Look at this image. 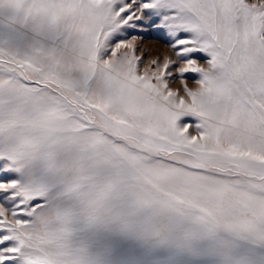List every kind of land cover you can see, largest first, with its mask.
I'll use <instances>...</instances> for the list:
<instances>
[{
  "label": "snow or ice",
  "instance_id": "snow-or-ice-1",
  "mask_svg": "<svg viewBox=\"0 0 264 264\" xmlns=\"http://www.w3.org/2000/svg\"><path fill=\"white\" fill-rule=\"evenodd\" d=\"M0 264H264V0H0Z\"/></svg>",
  "mask_w": 264,
  "mask_h": 264
},
{
  "label": "rangeland",
  "instance_id": "rangeland-1",
  "mask_svg": "<svg viewBox=\"0 0 264 264\" xmlns=\"http://www.w3.org/2000/svg\"><path fill=\"white\" fill-rule=\"evenodd\" d=\"M137 35H141L143 37L142 40L139 41V47L137 54L140 55L143 53L144 61L142 63V67L147 63L148 60L155 57H162L165 54H171L169 49H167L163 42L158 39L155 33L149 31L144 33H134Z\"/></svg>",
  "mask_w": 264,
  "mask_h": 264
}]
</instances>
